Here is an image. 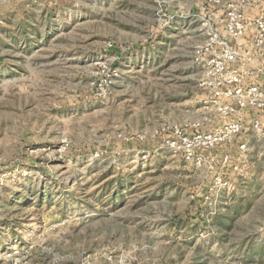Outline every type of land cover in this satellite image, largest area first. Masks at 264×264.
I'll list each match as a JSON object with an SVG mask.
<instances>
[{"label":"rangeland","instance_id":"rangeland-1","mask_svg":"<svg viewBox=\"0 0 264 264\" xmlns=\"http://www.w3.org/2000/svg\"><path fill=\"white\" fill-rule=\"evenodd\" d=\"M226 2L0 0V264H264V150H157Z\"/></svg>","mask_w":264,"mask_h":264},{"label":"built area","instance_id":"built-area-1","mask_svg":"<svg viewBox=\"0 0 264 264\" xmlns=\"http://www.w3.org/2000/svg\"><path fill=\"white\" fill-rule=\"evenodd\" d=\"M257 1L264 11V0ZM252 4L227 0L223 31L210 18L202 23L205 40L195 47L194 61L202 70L198 81L206 93V112L188 124L162 126L157 150L199 161L206 152L228 147L232 152L221 156L222 164L234 170L236 156L246 159L264 150V13L248 19L245 8Z\"/></svg>","mask_w":264,"mask_h":264},{"label":"crops","instance_id":"crops-1","mask_svg":"<svg viewBox=\"0 0 264 264\" xmlns=\"http://www.w3.org/2000/svg\"><path fill=\"white\" fill-rule=\"evenodd\" d=\"M255 155H256L255 151H253V153L248 154L247 158L246 159L244 158L243 160L244 163L243 167L249 169V167L252 166V161L256 158Z\"/></svg>","mask_w":264,"mask_h":264}]
</instances>
